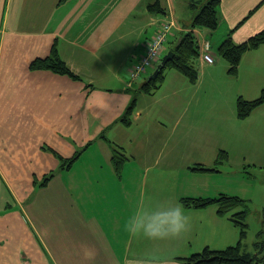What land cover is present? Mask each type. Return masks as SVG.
I'll return each instance as SVG.
<instances>
[{
    "label": "crops",
    "instance_id": "obj_1",
    "mask_svg": "<svg viewBox=\"0 0 264 264\" xmlns=\"http://www.w3.org/2000/svg\"><path fill=\"white\" fill-rule=\"evenodd\" d=\"M155 1L140 0L138 7L136 0H0V264H127L147 253L154 254L148 259L160 262L165 250L172 253L171 264H185L181 258L206 246L223 249L239 241V229L230 214L219 215L218 205L185 207L193 225L181 240L132 237L124 228L141 195L174 196L181 201V197L227 193L218 184L216 189L210 185L212 176H218L230 159L216 168V152L213 160L190 162L184 157L186 140L203 132L200 122L206 103L197 98L199 90L213 87L223 72L231 75L226 66L216 73L222 58L217 56L219 44L229 35L240 43L264 29V0H222L218 29H196L201 40H210L215 61L209 63L200 56L198 81L181 82L175 89L184 95L170 99L179 114L170 119L175 128L168 132V148L130 149L129 144L139 137L133 128L143 117L138 100L132 114L125 115L136 80L128 77L123 63L132 52L140 59L152 33L169 21L174 28L166 53L171 42L189 29L192 18L188 8L178 11L177 3L184 0H160L166 5L165 13L147 9V18L139 25L130 12L144 10ZM54 45L81 80L30 68L34 59L49 56ZM258 49L246 52L240 66L261 64L264 52ZM124 115H129V124L120 121ZM115 124L125 125L126 134L132 128L131 142L118 127L122 134L118 138L110 130L107 133ZM115 146L128 157L120 177L112 161ZM52 149L64 158L82 153L69 169L62 167ZM175 149L179 157H171ZM146 150L152 156L145 159L142 152ZM161 154L168 157L159 159ZM198 164L208 170L192 169ZM57 170V175L66 174L64 187L67 183L72 187L67 198L54 176L43 183L45 176ZM70 170L75 177L68 180ZM51 187L56 189L57 212L49 215L41 230L44 217L38 213L44 211L45 203L50 207L53 202ZM66 205L71 212L66 213Z\"/></svg>",
    "mask_w": 264,
    "mask_h": 264
},
{
    "label": "rangeland",
    "instance_id": "obj_2",
    "mask_svg": "<svg viewBox=\"0 0 264 264\" xmlns=\"http://www.w3.org/2000/svg\"><path fill=\"white\" fill-rule=\"evenodd\" d=\"M136 2L139 3L138 7L141 6L140 0H136ZM188 2L189 0H184L183 4L177 3L178 11L185 12L188 8L186 6ZM164 3L167 4L166 1ZM142 13L145 15V18L142 16ZM130 15L132 17L136 16L140 25L141 21L147 18V6L144 10L130 12ZM146 31L151 33L152 27L147 25ZM154 33L155 31L152 34ZM258 50L262 54L264 52V46L259 47ZM136 59L135 53L132 52L130 57L123 63V70L129 69L130 72L131 66L137 61ZM228 64L229 62L227 60L221 58V63L217 65L219 67L215 68L216 73L219 74L224 66H226L224 69L227 71L229 69ZM246 65L245 63L241 64L240 71L237 75H229L223 72L214 82L213 87H210L208 90H199L201 92L197 98L199 100L201 99L203 103H206L202 107L204 117H202L200 122V128L202 127L201 130L203 132H199L197 136L186 140L187 151L184 157L190 160V162L200 163L201 160L205 159L213 160L215 153H218L221 149L229 152L230 164L224 166L218 176H212L213 179L210 188L216 189L215 184H218L221 191L235 194L249 200L250 212L248 222L250 227L245 244L247 242L246 249L255 252V242L264 241V233L260 235L264 227V105L254 109L247 117L239 118L238 99L242 96L246 100H252L261 94L264 88V60L262 59V63L258 66H253L251 63L248 66ZM248 68L252 71H249ZM154 70L155 68L150 69L148 74H143L137 78L132 88V92L134 93L133 99L137 97L136 101L138 100L140 103L139 108L141 109L143 118H140L138 124H135L133 128L139 133V137L135 138L132 144H129L128 147L130 149L140 146H150L159 149L161 147L168 148L166 145L168 132L173 131L175 128L173 123L170 122V119L174 120L175 116L179 114L175 110L176 103L171 105L172 101L170 99H178L184 95V93L175 89L181 82H187V84L192 83L177 69L166 67V82L164 81L162 86L155 90L154 93L146 94L141 91L140 87L138 89L136 85H143ZM128 77L132 79L131 72L128 73ZM131 117L135 118V115L133 114ZM117 127L127 142H131V127H128V134H126L124 132L125 125L120 124L117 126L115 124L111 129H108L107 133L110 130L113 133V138H118L122 134H119V131L116 129ZM75 155L74 153L71 158ZM142 156L146 159L151 157L152 153L146 150L142 152ZM167 157L166 154H161L159 159H165ZM171 157H179L177 149H175V154ZM249 159L251 162L248 161ZM78 160L79 158L75 162ZM244 160L247 162H244ZM57 173H59L58 170L54 174L51 172L47 176L49 178L54 176L53 179L61 183V190L65 193V198H67L66 192L72 190V187L68 183V188L64 187V183L67 181L66 174L61 176L60 174L57 175ZM51 174L52 176L50 177ZM74 177L75 174L70 170L68 180ZM51 184L55 186L53 182ZM209 189L207 193H209ZM49 190L53 193L51 197L53 202H51L50 207L45 203L44 211L38 213L40 217H44L41 219L39 226L41 230L46 227L49 215L52 212H57L55 202L56 189L51 187ZM68 193L71 194L70 191ZM69 203L71 204V199ZM69 206L66 205V213L71 212ZM45 218L47 219L45 220Z\"/></svg>",
    "mask_w": 264,
    "mask_h": 264
},
{
    "label": "trees",
    "instance_id": "obj_3",
    "mask_svg": "<svg viewBox=\"0 0 264 264\" xmlns=\"http://www.w3.org/2000/svg\"><path fill=\"white\" fill-rule=\"evenodd\" d=\"M67 0H61L65 2ZM222 0H189L187 7L192 18L189 29L180 33L176 41L170 47L174 51V57L171 59L166 67L177 69L180 73L188 78L192 83H196L199 78V71L196 65V60L203 52L204 42H209L211 50V42L208 39H200L196 33V29H208L215 31L219 27L218 10ZM150 12L165 13L166 8L163 7L160 0L147 5ZM264 46V29L251 35L246 40L236 43L231 35L223 40L218 48L217 54L230 64L229 73L237 75L239 73V66L243 55L259 47ZM165 67V68H166ZM32 70L48 69L55 73L68 75L73 79L81 80V76L74 72L70 66L61 58L57 47L54 45L49 56L44 58H36L30 63ZM165 68L155 77L146 80L140 87L141 91L146 94H152L159 89L165 81ZM264 105V88L261 94L252 100H246L240 96L238 99V116L245 118L251 112ZM136 106V98L132 100L128 106L125 115L132 114ZM122 116L120 121L129 124L131 121L127 120L129 116ZM47 149V148H46ZM51 149V148H49ZM54 151V150H53ZM59 159L62 161V167L71 168L72 164L80 157L82 151H78L72 158H64L56 151H54ZM128 157L119 146L114 147L112 161L115 167L117 176L122 175L124 165ZM230 159V154L227 150L221 149L217 153L216 168L221 167ZM198 164L192 169L207 171ZM52 176V174L50 175ZM49 179L45 176L43 183ZM181 202L187 208H206L211 205H218V213L221 216L230 214L229 219L239 229L240 238L235 245H230L223 249H213L209 246L204 247L198 252H193L189 256L181 258L185 264H264V241L255 242V252L246 249L245 240L248 237L250 224L248 222V215L250 212L249 200L238 195H231L228 193H221L217 197H181ZM238 209V210H237ZM264 225V220H263ZM264 233V227L260 235Z\"/></svg>",
    "mask_w": 264,
    "mask_h": 264
},
{
    "label": "clouds",
    "instance_id": "obj_4",
    "mask_svg": "<svg viewBox=\"0 0 264 264\" xmlns=\"http://www.w3.org/2000/svg\"><path fill=\"white\" fill-rule=\"evenodd\" d=\"M193 218L184 204L174 196L153 197L141 195L135 203L124 228L132 237L153 241H175L185 238L191 231ZM129 260L127 264H171V251L165 250V259L156 262L147 257Z\"/></svg>",
    "mask_w": 264,
    "mask_h": 264
},
{
    "label": "built area",
    "instance_id": "obj_5",
    "mask_svg": "<svg viewBox=\"0 0 264 264\" xmlns=\"http://www.w3.org/2000/svg\"><path fill=\"white\" fill-rule=\"evenodd\" d=\"M173 27L172 22L166 21L155 31L151 39L148 42L146 52L140 57V59L134 64L131 69L132 78L136 79L141 74L146 73L149 68L154 67L159 61L162 51L165 48V42L168 33ZM209 42L203 44V58L207 62H213L214 58L209 52Z\"/></svg>",
    "mask_w": 264,
    "mask_h": 264
},
{
    "label": "water",
    "instance_id": "obj_6",
    "mask_svg": "<svg viewBox=\"0 0 264 264\" xmlns=\"http://www.w3.org/2000/svg\"><path fill=\"white\" fill-rule=\"evenodd\" d=\"M174 51L173 50H169L163 57L161 62L158 64V66L156 67L155 71L148 77V80L155 78L166 66L167 63L173 59L174 57Z\"/></svg>",
    "mask_w": 264,
    "mask_h": 264
}]
</instances>
